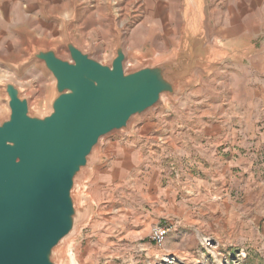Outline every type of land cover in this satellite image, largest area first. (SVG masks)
I'll return each mask as SVG.
<instances>
[{
  "label": "rangeland",
  "instance_id": "rangeland-1",
  "mask_svg": "<svg viewBox=\"0 0 264 264\" xmlns=\"http://www.w3.org/2000/svg\"><path fill=\"white\" fill-rule=\"evenodd\" d=\"M199 16L212 50L194 48L206 41ZM112 20L123 26L127 72L162 62L183 72L174 94L101 138L83 198L74 197L68 255L74 264H264L262 200L226 188L232 149L262 156L252 166L264 177V143L255 145L264 126V0H0V122L7 83L31 115L51 112L55 80L35 51L69 60L71 43L111 63ZM156 226L168 229L161 246L149 240Z\"/></svg>",
  "mask_w": 264,
  "mask_h": 264
},
{
  "label": "water",
  "instance_id": "water-1",
  "mask_svg": "<svg viewBox=\"0 0 264 264\" xmlns=\"http://www.w3.org/2000/svg\"><path fill=\"white\" fill-rule=\"evenodd\" d=\"M31 54L55 80L51 112L29 113L5 84L9 114L0 122V264H57L53 250L75 227L72 191L101 138L175 93L182 66L162 62L127 72L121 49L111 63L67 43Z\"/></svg>",
  "mask_w": 264,
  "mask_h": 264
},
{
  "label": "crops",
  "instance_id": "crops-1",
  "mask_svg": "<svg viewBox=\"0 0 264 264\" xmlns=\"http://www.w3.org/2000/svg\"><path fill=\"white\" fill-rule=\"evenodd\" d=\"M262 102V122H264V100ZM260 143H264V126H262L259 140L255 141V145ZM227 160V164L230 165L231 169L228 170L226 188L229 187L235 191L241 189L244 198H250L257 204H260L262 200V209H264V177H262V171L256 172L255 167L252 166L255 161L262 164V156L257 157L254 153L248 151L240 153L232 149L227 154ZM222 184L225 186V183Z\"/></svg>",
  "mask_w": 264,
  "mask_h": 264
},
{
  "label": "bare ground",
  "instance_id": "bare-ground-1",
  "mask_svg": "<svg viewBox=\"0 0 264 264\" xmlns=\"http://www.w3.org/2000/svg\"><path fill=\"white\" fill-rule=\"evenodd\" d=\"M188 11H189V9H188ZM188 13L190 14L188 20L194 21V19H192L193 18V15H192L193 14V11L190 9V11ZM199 18H201L202 21H200V23L203 26L200 30L204 29L203 33L206 34V41L199 40L196 43V45H195L194 48L197 51H199V52H202L204 50V47H205V49L210 48L212 50L215 47V45L210 40V36H209V32H208V27L206 25V21H204L201 16H199ZM112 23H113V25H112L113 39H114V42H115V45L114 46L117 47L118 49H121V51L124 54L125 61H126L128 59V55H127L126 48H125L124 35H122V33H121V28L123 26H122V24H118V23L116 24V22L114 23L113 20H112ZM194 23L195 22H191L189 25H187L186 24V21H185V25L184 26H185L186 29H188L190 27H193L194 26ZM120 26H122V27H120ZM190 35H194V33L191 31V34ZM88 50H89V48H88ZM95 53L97 54V49L96 48H95ZM97 59H99L100 61H102V59L99 58L98 56H97ZM102 62H104V61H102ZM162 100H164V97H162ZM98 148H99V143L93 149V152H92L91 157L89 158V162L87 164V167L80 172V174L77 176V178L75 180V185H74V188H73V191H72V195L75 197L76 201H80L83 198L82 197V194H81V183L85 179L86 173H88V176H90V173H91L90 170H92V168H93V167H91V165L94 163V161L96 159L97 149ZM82 223H84V222H82ZM79 228H81V227H79ZM77 229H78V226L77 227H74L73 231L71 233H69L68 236H66L60 242V244L53 250V258L56 261L57 260H59V261L65 260L67 264H74L75 263L73 261V257L71 255H68V249L67 248H68V244H69L70 240L76 234V230Z\"/></svg>",
  "mask_w": 264,
  "mask_h": 264
},
{
  "label": "built area",
  "instance_id": "built-area-1",
  "mask_svg": "<svg viewBox=\"0 0 264 264\" xmlns=\"http://www.w3.org/2000/svg\"><path fill=\"white\" fill-rule=\"evenodd\" d=\"M167 232H168V229L164 227H159V226L153 227L149 232V240L155 245L161 246L165 240ZM209 241L211 244L212 240H209Z\"/></svg>",
  "mask_w": 264,
  "mask_h": 264
}]
</instances>
